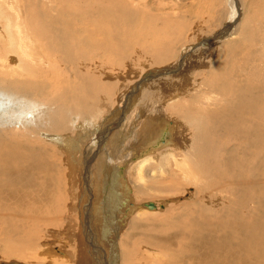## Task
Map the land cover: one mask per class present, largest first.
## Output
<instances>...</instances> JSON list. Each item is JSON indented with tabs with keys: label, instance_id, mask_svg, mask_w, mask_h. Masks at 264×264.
I'll list each match as a JSON object with an SVG mask.
<instances>
[{
	"label": "bare ground",
	"instance_id": "1",
	"mask_svg": "<svg viewBox=\"0 0 264 264\" xmlns=\"http://www.w3.org/2000/svg\"><path fill=\"white\" fill-rule=\"evenodd\" d=\"M33 1H35L34 4L32 1L27 3L24 1L25 8L23 9L29 13V16L23 19V14L21 15L19 11L15 12L17 9L12 0H0V14L3 17L0 20V264H24V261L31 260L29 255L31 253L36 254V256L40 255L43 264L46 262L49 264H93V258L90 256L92 253L89 255L90 251L88 252L89 249L84 242L85 234L88 232L89 236L90 232L88 228L85 229L86 222L84 226L82 225V234L72 235L70 230L72 228L69 223V219L72 217H69L70 214L63 213L61 208L65 207L66 204L69 206L70 201H72L71 194L73 191H77L70 182L74 178V174L79 176V173H74V167L76 166L79 171L83 167L79 166V161L73 163L72 157H76L77 152L82 154L84 150L82 145H86L84 139L90 135L91 121L97 122L99 118L98 103L111 102L110 99L123 89H119L121 85L124 84V88H126L131 83L127 80L131 76V72H134L136 77L138 76L136 72L138 69L136 71L130 69V63L125 74L111 71L110 58L117 54L121 56L117 58L127 60L138 57L143 60L142 62H147L144 72H148L147 79L148 81L152 80V85L155 88L153 91L147 92V100L150 98L152 106L155 107L152 108L150 115L142 123L139 131L140 139H142V143H145V148L140 147V152L136 155L129 154L133 158L137 157V159L132 160L130 166L121 165L120 168L113 169L114 172H105L106 175L103 177L102 169L106 165L103 160L108 155V151L105 152L106 155L102 156L101 154L95 158L93 155L97 152H94V149L92 152L90 146L89 157H93L94 160L98 159L96 175L102 179H98V190L92 195L93 197L95 195V202L93 198H89L91 205L89 210L91 214H94L95 207H97L95 217L102 223L101 225L98 222V225L101 227L103 237L107 238L112 232L114 252L118 255L117 259H122L119 264H146V260L144 263L141 262L144 251L143 254L142 251L139 252L141 248L138 249V245H132L133 247L128 248L129 243L126 238H121V232L129 228L128 219L130 217L139 220L138 217L140 216L142 219L147 216V213L156 212L159 207L164 208L173 199L171 196L164 200L161 205L160 202L154 201H152L153 205L149 202L140 204L139 201L135 202V200L133 203L134 197L130 195L132 183L135 187L140 188H145V185L149 183L146 182L145 168L156 161L155 153L159 150L155 151L161 146L160 140L154 142L151 140L153 132L157 130L155 129L156 124L160 123L158 121L170 117L178 119L175 122V129L178 130V134L173 136L174 139H177V143L178 138L181 137L179 136L180 130H186L189 127L197 131L195 136L193 135L195 138L198 134L199 137H202L203 133L204 135L207 134L208 129L212 128V124H219L222 121L223 128L231 130L232 127L236 133V138L233 137L235 139L230 136L231 139L229 138L222 144L224 149L227 145L237 146L235 148L240 145L241 149H244L242 139H247L250 146L257 143L254 146L257 147L259 153L256 152L255 157H261L260 151L264 145L260 146L258 143L264 142V91L255 89L259 86L264 88V85L254 81V78L259 77L258 73H260L259 68L254 64V60L258 54L264 55L263 23L258 26L259 32L257 33L259 34H256L251 27H247L249 30H246L247 25L244 23L242 24L244 26L241 27V19H243L241 1L227 0L221 14L222 20L219 21L220 24H223L221 27L219 26L217 31L209 26L208 30L204 29L205 32L195 37L197 38L196 42L189 41L190 35L185 42H182L180 38L184 33L185 24L182 20V26L178 30H173L172 37L166 39V43L162 44L163 40H161L162 43L157 42L159 45H155L157 40H155V44H152L151 41L154 38L151 39V35L149 36L143 30L153 22L148 24V20L147 23L145 20L147 25L144 27L140 24L142 21H136L135 18L137 17L133 15L138 14L140 10L133 8L134 6L131 8L126 0H89L86 2L80 0L82 3L78 7L70 4V7L67 5L63 8L68 16L53 13V10H56L57 0ZM40 1H42V6H39ZM41 7L49 10L43 13L42 11L39 12ZM10 10H13L15 14H11ZM118 13L129 16L131 22L122 24L120 18L116 16ZM142 15H148V13ZM152 15L155 16L153 13ZM158 20L159 24L161 21L165 25L161 24V27L169 28L172 26L171 21L173 19L170 20L159 15ZM107 21L109 25L106 24ZM63 23L66 24V29L63 28L65 29L64 33L70 39L67 41L64 40L63 35H58L57 32ZM119 24L122 25L120 28ZM150 29L153 28L147 30ZM172 29L174 28H170V32ZM166 30L168 31V29ZM61 33L63 32L61 31ZM235 35L241 38L250 35L245 42L246 49H248L245 61L236 65L237 58L233 57V54L237 55L238 50L235 51L233 45L230 44L229 51L225 53L227 61L218 63L217 58L222 57L221 48L227 47L228 41L233 40ZM160 38L163 39V37ZM160 38L156 39L159 40ZM116 47L117 52L115 51ZM143 52L151 55L153 59H149V62L148 57L146 58L142 54ZM218 53L220 55L217 57ZM144 72L139 75L142 76ZM228 72L233 73V75L229 77ZM248 75L253 78L254 82H250L252 85H242L244 77ZM242 76L244 77L242 78ZM228 80L230 83L227 82ZM126 81L128 83H125ZM202 86L205 88L202 89ZM191 91L203 93V98L202 96L199 97L202 99L197 102L193 101L195 103H186L189 101L187 98L188 94L191 95ZM92 100L97 101V103H93ZM185 105L186 107H184ZM158 111H161L162 114H159ZM216 127L218 125L215 126V129H217ZM211 133L215 134L213 130ZM196 139L198 140V138ZM193 140L194 138L186 139V143L181 146L182 148H176L174 145H170V147L168 145L167 148L162 146L164 149L160 152L161 157H166L167 163L173 159L174 165L173 162L172 165L175 173L183 174L186 180L188 177L191 181L193 179V183L197 187L196 193L189 195L187 203L193 202L191 203L194 204L193 207L197 205L200 208L204 215V220L201 222L204 224L215 223L217 228L212 229L210 227L205 230L204 227L199 229L196 226H191L190 222V225L184 226L182 223L184 227H180V229L177 227L176 229L177 223L181 226L178 219L177 223L175 221L173 224L174 227L168 226L171 227V230L172 228L176 229L170 231L174 236L167 235L169 237L166 236L165 241L160 243H157L158 238L149 243L143 241L146 251L158 245L166 251V254L158 255V259L147 252L149 258L146 259L152 260L151 264H177L176 261L180 260V256L185 260L182 262L184 264H193L195 260L196 262L201 260L202 264L203 258H207L210 264H264V212L260 214L261 208H264V190L259 192L260 190L252 189L254 179L249 177H253L255 173L248 174L246 171L247 173L243 174L245 171L242 162L236 158H230V153L225 155L222 160L217 161L218 154L217 148H213L214 143L208 142L209 147H207L208 149L205 148L206 151L215 153L214 157H205L204 148H200L201 145L198 146L197 141L193 142ZM162 143L167 145L168 141ZM246 150L248 149L246 148ZM241 151L243 153V150ZM179 153H182L183 156H180ZM90 158L87 159L91 161ZM233 160L236 161L233 162ZM256 161L254 159L253 162L256 163ZM262 161L264 164V158ZM159 167L158 165L156 171ZM245 167L248 165L246 164ZM108 169L110 170V168ZM133 169L137 173L135 176L131 175ZM169 169H167V174ZM127 171H129V175ZM89 172L86 170L85 174L88 175ZM208 175L222 178L223 182H220L218 186V183L212 180L213 183L210 184L208 180H211L209 179L211 176ZM168 176L170 177V175ZM233 176L236 180L231 179ZM246 176L249 177L245 178ZM174 177L176 178V176ZM134 178H136V182ZM232 181L235 182L234 186L229 184ZM83 183L79 185L82 187ZM188 186L190 188L191 184ZM82 188H79V193L82 192L81 200L75 192L78 212L79 209L82 212L87 206H84L82 202L88 201L87 197H92L86 192L87 190ZM158 188L160 190V187ZM213 190H217L219 195ZM222 193L225 194L222 195ZM164 195L168 196V194ZM257 198L260 199L259 202H257ZM180 199L178 197L173 200ZM240 202V207L243 205L241 209H247L246 212L236 207ZM208 203L209 206H207ZM80 212L79 214H81ZM120 213L123 217L121 219L118 217L120 225H116L114 220ZM173 220L175 219L173 218ZM186 221L188 223V220ZM227 225L234 233L236 232L237 237L234 234L223 236L221 233L222 236H219L220 228L222 227L223 232V228ZM55 227L58 230H53ZM61 235L67 238L65 242H62L64 239L62 240ZM138 237L135 236V238ZM71 244L73 248H71ZM199 249L202 251L199 252ZM140 253L142 254L141 258H139ZM5 258L8 259L5 260ZM117 259L111 261V264H118ZM52 261L53 263H51ZM96 261L98 262V260ZM107 261L109 264L110 261L108 259ZM97 262L94 264L102 263Z\"/></svg>",
	"mask_w": 264,
	"mask_h": 264
},
{
	"label": "rangeland",
	"instance_id": "2",
	"mask_svg": "<svg viewBox=\"0 0 264 264\" xmlns=\"http://www.w3.org/2000/svg\"><path fill=\"white\" fill-rule=\"evenodd\" d=\"M24 1H26V3L28 1H32L33 4L35 1L33 0H12V3L15 4L16 6V11H19L23 17V19H25L24 17H27L29 16L28 12L25 11V8L24 7ZM86 1H89V0H85ZM128 1V2H127ZM241 1V4L243 5V16L241 19V27L244 26L245 24L247 25L245 27L246 30H249V28L247 27H251V29L254 30V32L256 34H259L257 32H259V27L262 23V25L264 26V0H240ZM16 2V3H15ZM42 1H40L39 3V6H42ZM84 2V3H85ZM226 2L227 0H126V3L132 8H136V9H139L138 11V14H134L133 16L137 17L135 18L136 21H142L143 23H145V20H146V23H147V20H148V24L149 22H153V24L151 25H147L146 23L143 24L142 22H140V24H142L143 26L144 25H147L148 28H143V30L145 32H147L146 34H149L150 38L153 39V41H151L152 44H155V45H159L158 43L161 42V40H163V43H166V39H169L170 37H172L173 35V30H178L182 24L185 22L184 24V33L182 34L180 40L182 42H185L187 39H188V36L190 35V39L189 41H194L196 42L197 41V38L195 37H198V35L202 32H205V30H208L209 26L214 29L215 31H217V29H219L223 23L220 24V20H222L221 18V14L223 13L224 11V7L226 6ZM20 3V4H19ZM80 3V4H79ZM81 1L80 0H57L56 1V5H55V9L56 10H53V13L58 15V14H64L66 16L67 13L65 10H63V8L65 6H69L70 7V4H73L74 7H78L81 5ZM18 4V5H17ZM163 4V5H162ZM189 4V5H188ZM222 4V5H221ZM105 5V4H104ZM221 7H220V6ZM19 6V7H18ZM139 7V8H138ZM223 8V9H222ZM33 10V9H31ZM49 9L48 8H39V12L42 11L43 12H46L48 11ZM219 10V11H218ZM221 10V12H220ZM11 14H15L13 10H10ZM26 12V14H25ZM168 12V13H167ZM172 12V13H171ZM219 12V13H218ZM148 15H142V14H147ZM152 13L155 15L153 16ZM175 13V14H174ZM198 13V14H197ZM183 14V15H182ZM115 15V14H114ZM138 15V16H137ZM159 15H162L168 19H173L171 22H172V26L174 25V27H169V28H164V24L160 21V24L158 20V16ZM178 15V16H177ZM182 15V16H181ZM117 17L120 18V21L122 22V24H127V22H131L130 21V18L129 16H127L126 14H116ZM147 16V17H146ZM185 16V17H184ZM220 16V17H219ZM252 16V17H251ZM113 17V16H112ZM146 17V19H145ZM151 19H150V18ZM155 20H154V18ZM208 17V18H207ZM217 17V18H216ZM122 18V19H121ZM199 18V20L197 21V19ZM3 19L2 15L0 14V20ZM124 19V20H123ZM129 19V20H128ZM140 19V20H139ZM144 19V21H143ZM150 19V20H149ZM188 19V20H187ZM209 19V20H208ZM212 19V20H211ZM236 19V18H235ZM128 20V21H127ZM183 20V21H182ZM29 21V20H28ZM27 21V22H28ZM175 21V24H173ZM183 23H182V22ZM157 25H156V23ZM181 22V23H180ZM202 22V23H201ZM237 22V21H236ZM139 23V22H138ZM196 23V24H195ZM216 23V24H215ZM244 23V25H242ZM107 25L108 24V21L106 22ZM161 24H163L164 26L161 27ZM178 24V25H177ZM202 24V25H200ZM240 24V23H239ZM133 25V23H132ZM205 25V26H204ZM250 25V26H249ZM61 28L60 30H58L57 33L58 35H63L64 36V40H70L68 36H66V34L64 33L65 29H66V24H61L60 25ZM122 25L119 24V28L121 27ZM160 26V27H158ZM178 26V27H176ZM220 26V27H219ZM1 27V25H0ZM110 27V26H109ZM129 27V26H127ZM156 27H157V30H156ZM176 27V28H175ZM198 27V28H197ZM217 27V28H216ZM65 28V29H63ZM149 28H153V29H150L149 31L147 29ZM161 30H159V29ZM164 28V29H163ZM170 28H174L172 29L170 32ZM255 28V29H254ZM63 29V30H62ZM166 29H168V32ZM191 29V31H190ZM205 29V30H204ZM147 30V31H146ZM61 31L63 33H61ZM158 31H161V32H158ZM199 33H197V32ZM149 32V33H148ZM156 32V33H155ZM167 32V33H166ZM155 33V34H153ZM159 33V34H158ZM161 33V34H160ZM196 33V34H195ZM153 34V35H152ZM164 34V35H162ZM169 34V35H168ZM168 36V37H167ZM250 36V35H249ZM249 36H245V37H237V35H235L233 37V40H230L228 41V46H223V48H221V51H220V54L222 55V57H218L220 54L218 53L217 54V61L218 63H221V62H225L227 61V58L225 57V53L229 51L230 49V44L233 45V48L235 51L238 50V54L237 55H234L233 54V57H236L237 60H236V65L238 64H241L243 61H245L246 59V54H247V51L248 49H246V39L249 38ZM160 38V37H163L160 38L159 40L156 39V38ZM166 37V38H165ZM245 38V39H244ZM242 39V40H241ZM155 40H157L155 42ZM244 40V41H243ZM239 41V43H238ZM155 42V43H154ZM158 42V43H157ZM237 42V43H236ZM243 42V43H242ZM236 43V45H235ZM242 43V44H241ZM242 45V47H241ZM235 46V47H234ZM239 47V48H238ZM228 48V49H227ZM236 48V49H235ZM115 51L117 52V47L115 48ZM130 52V51H129ZM236 53V52H235ZM144 56H146L147 60L150 62V60L153 59V57H151V55L149 56V54H144V52L142 53ZM118 55V56H117ZM115 56H113L112 58H110L111 60V65L110 66V69L111 71L113 72H117L119 74H125L126 71L128 70V64L130 63L131 66L129 67L130 69H132L133 71H136L138 69L137 72V77L135 75L134 72H131V76H129V78H127L128 82L130 83L126 88L125 85H121L119 87V89H122L119 93H117V95H115L113 98H111V102H108V103H98V109L100 110L99 111V118L97 120V122H92L91 121V125H90V128H89V137L87 136L86 138L87 139H84V143H86V145H82L83 146V152L82 154L77 152L76 153V157H72V162H78L79 161V166L80 167H83L82 170L79 171V169H77V167L75 166L74 167V173H79V176L78 174L75 175L74 174V178L71 179V185H73V188L74 189H77L76 194L77 196L79 195V199L81 200L82 199V196H81V193H79V188H82L83 190H87L86 192H88L89 195H93L95 194V192L98 190V187H99V184H97V181L98 179H102V178H98V176L96 175V169H98V159H93V157L97 158L99 156H102L105 154L106 151H108V155H106L105 159L103 160V162L107 165H104L105 168L102 169V176L104 177L106 173H108V171H113V169H116V168H120L121 165H127L130 166L131 162L133 159H137V157H132V156H129V154L131 155H136L138 152H140V147L142 148V146L144 147V144L145 143H142V139H140V136H139V131L141 129V125L142 123L145 121V119L150 115L151 111H152V108L155 107L154 105L152 106V101L151 99L149 98V102L147 103V97H148V93L150 91H153L155 88L153 87L152 85V80L150 79L148 81V72H144V69L146 68V61L145 62H142L143 60L141 58H134V59H124V58H117V57H121L119 54H117ZM115 58V59H114ZM258 58V59H257ZM150 59V60H149ZM260 59V60H259ZM118 60V61H117ZM121 60V61H120ZM258 60V61H257ZM120 61V62H119ZM115 62V63H114ZM119 62V64H118ZM148 62V63H149ZM254 64L256 67L259 68V72L258 73V76L259 77H256L254 78L255 80V83L259 84V83H262L264 85V77H263V73H264V55L262 54H258L256 56V60H254ZM260 62V63H259ZM106 63V62H105ZM133 64V65H132ZM252 63V65H254ZM151 65V64H149ZM258 65V66H257ZM113 66V67H112ZM115 66V67H114ZM121 66V67H120ZM126 66V67H124ZM113 68V69H112ZM136 68V69H134ZM261 68H262V73H261ZM124 70V71H123ZM139 72V73H138ZM142 72H144V74L142 76H140L139 74H141ZM227 72V70H226ZM231 72H228V76L231 77L233 75L230 74ZM223 75V74H222ZM250 75L244 77L242 76V78L244 77V80H243V83L242 85H252L250 82H254L253 81V78L251 79L249 77ZM249 77V78H247ZM140 78V79H139ZM249 79V80H248ZM246 80V81H245ZM135 81V82H134ZM127 81L125 83H128ZM155 82V81H154ZM153 82V84H154ZM228 83H230V80L227 81ZM247 82V83H246ZM152 85V86H151ZM202 89H204L205 87L202 86L201 87ZM259 89V90H258ZM264 91V88L260 87L255 89V90H258V91ZM142 90V91H141ZM207 91V89H206ZM148 92V93H147ZM255 92V91H254ZM122 94V95H121ZM147 94V96H146ZM119 95V96H118ZM123 98H122V97ZM146 96V97H145ZM203 98V93L200 94V93H195V91H191V95L188 94V100L189 101H183V102H186V103H195L197 102L199 99L201 100L202 98H199L201 97ZM196 98V100H195ZM126 99V100H125ZM199 100V101H200ZM93 103H97L94 102L95 100H92ZM114 101V102H112ZM195 101V102H193ZM132 102V103H131ZM148 105H147V104ZM100 105V106H99ZM147 105V106H146ZM17 108H20L19 106H16ZM186 107V105L184 106ZM151 108V109H150ZM15 109V108H14ZM16 110V109H15ZM159 114H162L161 111H158ZM217 118V117H216ZM168 119L172 120V121H167ZM163 120V121H162ZM219 120V119H218ZM217 120V121H218ZM162 121V122H161ZM167 123H165V122ZM178 119H175V118H165V119H161L160 123H157L156 124V127L154 132H153V138L151 140H153V142L156 140H160V144L161 146H159L158 148H156L157 150L155 152H158L155 153V159L156 161L150 163L149 165H147V167L145 168V178L147 179L146 182H149L145 185V188L148 187L147 189L143 188V187H135L134 186V183H132V190H131V193L130 195H133L132 197H134L133 199V203H134V200L135 202L136 201H139L140 204L141 203H146V202H160V205L163 204V201L166 200V199H169L171 196V199L173 198H178L180 197L181 199L180 200H171L169 203L166 204V206L164 208H161L159 207L158 211L156 212H151V213H147V216H144V218H140V216L138 217L140 222H138L139 220L135 219V218H129L128 219V223L130 222V225H129V228L125 229L126 231L124 232H121V238H126V241H128L129 245H128V248L130 247H133L134 245H138V249L141 248V250L139 249V252L142 251L141 253L143 254V251H144V254H143V258L141 259V262L144 263L145 260L147 261L146 264H151L150 260H147L149 258V255L151 256H154L156 259L158 255H163V254H166V251L163 247H161L160 245L158 246H154V247H151V248L146 251L145 249V244L143 241H145L146 243H149L151 240L155 241L156 238H158V242L157 243H160V242H163L165 241V239L167 237H172L174 236V234H172V232L170 231H175L178 227V229H180V227H184L185 225L188 226L190 225L189 223L191 222V226H196L197 228L199 229H202L205 227V230L207 228H217L216 224L215 223H208V224H204L203 222H201V220H204L203 218V214L202 212L200 211V208L195 205L193 207L194 204H191L193 202H190V203H187L188 201V197L189 195L192 193H196V186L195 184L193 183V179L192 181L189 180V177L186 178L183 176V174L181 173H175L173 171V165H174V162L172 161L173 159H170V163H167L166 162V157H161V153L163 151L164 148H167L168 145L170 147L174 145V147L176 148H182L181 146L184 145V143H186V139H193V142H196L197 141V144H199L198 146H200V148H204L205 150V157H214L213 155H215V153H210L208 150L206 151V149H208L207 147H209V143L213 144L214 143V149H216V152L218 154V158H217V161L219 160H222L223 157H225V155L229 154L230 153V158H236V160H240L242 162V165H243V169H244V173L243 174H246L248 172V174H254L253 177H249V176H246L245 178H253L254 179V182H253V188L252 189H256V190H260L259 192L263 191L264 188H263V185H264V164L262 159L264 158V142H260L258 143L260 146H263L260 153L261 154V157H255L257 154L256 152L259 153L258 149L256 146H254V144H257V143H254L253 145H249L247 139H242L244 141V149H241L240 145L238 148H235L237 146L235 145H232V146H229L227 145L226 148L224 149L222 144L225 143V141L229 140V138L231 139H235L236 138V133L234 132V129L231 127V130H229L228 128H223L222 126V121L218 123H215V124H212V128H209L207 131V134L202 135V137H199V134L196 138H198V140L194 137L195 136V133H197V131H195L194 129L192 128H189L187 127V129H183V130H180L179 131V137L178 139V143H177V139H174L173 136H177L176 134H178V130L175 129V122H177ZM216 121V122H217ZM257 121V120H256ZM169 124V125H168ZM174 124V125H173ZM217 129H215V126ZM232 125V124H231ZM174 126V127H173ZM182 126L183 123H182ZM181 126V127H182ZM220 126V127H219ZM175 130H174V129ZM178 128V127H177ZM227 131H226V130ZM161 132H160V131ZM185 130V131H184ZM213 130V132L215 134H212L211 131ZM224 133H222L223 131ZM104 131V132H103ZM182 131V132H181ZM218 131V132H217ZM74 132V131H73ZM95 132V133H94ZM199 132V131H198ZM105 133V134H104ZM170 133V134H169ZM186 133V134H185ZM194 133V134H193ZM211 135L209 136L208 135ZM219 133V134H218ZM235 133V134H234ZM172 134V135H171ZM184 134V135H183ZM230 134V135H229ZM194 135V136H193ZM222 135V137H220ZM229 135V136H228ZM133 136V137H132ZM193 138H192V137ZM217 136V137H216ZM231 136V137H230ZM165 137V138H164ZM189 137V138H188ZM212 137V138H211ZM214 137V138H213ZM235 137V138H233ZM183 138V139H182ZM186 138V139H185ZM210 138V139H209ZM220 138V139H219ZM225 138V140H224ZM238 138V136H237ZM103 139H105L104 141H102ZM133 139V140H131ZM140 139V140H139ZM196 139V141H195ZM239 139V138H238ZM101 140V141H100ZM150 140V141H151ZM168 141L167 145H165L164 141ZM203 140V141H202ZM207 140V141H206ZM210 140V141H209ZM215 140V141H214ZM222 140V141H221ZM224 140V141H223ZM180 141V142H179ZM200 141V142H199ZM214 141V142H213ZM217 141V142H216ZM219 141V142H218ZM103 142V143H102ZM174 142H176V144H173ZM191 142V141H190ZM209 142V143H208ZM216 142V143H215ZM246 142V143H245ZM140 143V145H139ZM147 143V142H146ZM116 144V145H115ZM142 144V145H141ZM163 144V145H162ZM188 144V143H187ZM210 144V145H211ZM263 144V145H262ZM204 145V146H203ZM206 145V146H205ZM90 146L92 148V152H93V149H94V152H97V153H93V157L90 158L89 157V149H90ZM131 150H130V147ZM164 148H163V147ZM177 146H180V147H177ZM85 147V148H84ZM135 147V148H134ZM228 147V148H227ZM145 148V147H144ZM206 148V149H205ZM220 148V149H219ZM223 148V149H222ZM235 148V149H234ZM246 148L248 150H246ZM238 149V150H237ZM243 150V153H241ZM257 149V150H256ZM224 150V151H223ZM88 151V152H87ZM131 152V153H130ZM207 152V153H206ZM226 152V153H225ZM232 152V153H231ZM246 152V153H245ZM85 153V154H84ZM87 153H88V156H87ZM242 155H241V154ZM208 154V155H207ZM233 154H234V157H233ZM252 154V155H251ZM125 155H128L125 157ZM180 156H183V154L179 153ZM251 155V157H250ZM108 156V157H107ZM124 156V157H123ZM90 158L91 161L87 158ZM65 158V157H63ZM103 158V157H101ZM164 158H165V161H164ZM179 158H182V157H179ZM184 158V157H183ZM186 158V157H185ZM262 158V159H261ZM67 159V157H66ZM159 159V160H158ZM209 159V158H208ZM245 159V160H244ZM249 159V160H248ZM255 160V162H253ZM106 160V161H105ZM236 160H233V162H235ZM68 161V159H67ZM109 161V162H108ZM164 161V162H162ZM211 161V160H210ZM213 161V160H212ZM86 162V163H85ZM95 162V164H94ZM159 162V164H158ZM172 162H173V165H172ZM246 162V163H245ZM253 162V163H252ZM260 162V163H259ZM90 163V164H88ZM109 163V164H108ZM157 163V164H156ZM166 163V165H165ZM156 164V166H155ZM163 164V165H162ZM168 164V165H167ZM238 164V162H237ZM246 164L248 165V167H245ZM88 165V166H87ZM113 165V168H111ZM158 165L160 166L159 169H157L156 171V168H158ZM165 165V166H164ZM95 166V167H94ZM167 166V167H166ZM170 169H169V168ZM110 168V170L108 169ZM129 168V167H128ZM154 170H153V169ZM161 168V169H160ZM248 170H246V169ZM250 168V169H249ZM106 169V170H105ZM153 171H152V170ZM167 169H169V173L167 174ZM86 170H89V174L86 175L85 174V171ZM159 170H161L159 172ZM172 170V171H171ZM92 171V172H91ZM130 171V169H129ZM129 171H127V174L129 175ZM247 171V172H246ZM81 172V174H80ZM93 172L95 173V175L93 176ZM114 172V171H113ZM158 172V174H157ZM173 172V173H172ZM91 173V174H90ZM156 173V174H155ZM162 173V175H161ZM261 173V174H260ZM126 174V172H125ZM147 174V175H146ZM153 174V175H152ZM81 175V176H80ZM92 175V176H91ZM131 175H137L136 173V170H132V174ZM170 175V177L168 176ZM176 176V178L174 176ZM263 175V177H262ZM77 176V177H76ZM208 176H211L209 177V179L211 180H208V182L211 184L213 183V181H215L216 183H218L217 185L219 186L220 182H223L222 178H216V176L214 175H208ZM81 177V178H80ZM131 178V176H129ZM152 177V178H151ZM154 177V178H153ZM169 177V178H168ZM173 177V178H172ZM178 177V178H177ZM214 177V178H213ZM91 178V180H90ZM128 178V177H127ZM217 180H216V179ZM238 178V176H237ZM261 178V179H260ZM83 179H84V183H83ZM154 179V180H153ZM231 179H234L236 180V178L233 176L231 177ZM82 180V181H81ZM169 180V181H168ZM213 180V181H212ZM222 180V181H221ZM134 181L136 182V178H134ZM191 181V183H190ZM174 182V184H173ZM233 182V183H232ZM232 182H229V184L233 185L235 182L232 181ZM83 183V186L81 187L79 184ZM169 186H168V184ZM257 183V184H256ZM189 184H191L190 188H189ZM194 184V185H192ZM263 184V185H262ZM76 185V186H75ZM164 185V186H162ZM80 186V187H79ZM86 186V187H85ZM108 186V185H107ZM234 186V185H233ZM259 186V187H258ZM76 187V188H75ZM85 187V188H84ZM160 187V190L159 188ZM163 187V188H162ZM166 187V188H165ZM183 187V188H182ZM258 188V189H257ZM95 189V190H94ZM194 189H195V192H194ZM91 190V191H90ZM135 190V192H134ZM146 190V191H145ZM81 191V189H80ZM174 191V193H173ZM178 191V192H176ZM215 192H217V190H213ZM75 192L73 191V193L71 194V197H72V201H73V198H74V201H70L71 203L69 204V206L66 204L65 207H62L61 210L63 211V213L65 212V214H70L69 217H72L69 219V223L71 225V234L72 235H76V234H82V229H83V226H84V223L86 222V227L85 229L88 228V230L90 232H92L90 234L89 232V236H88V232L85 234V238H84V242L86 243V246L87 248L89 249L88 252L90 251L89 255L91 256L92 259V263L94 264L95 262H97L96 260H98V262H102L100 264H108V261L107 259L110 261L109 264H111L115 259L118 258V255L116 254V252H114L115 248L113 247L112 245V232H110L109 236L107 238L103 237L102 236V233H101V227L100 225H98V222L100 223L101 221L97 220L95 217L97 214H96V209L97 207H95V210H94V214H91L90 213V199L93 198L94 202H95V195L94 197H87V200L88 201H84L82 202L84 206H86L82 212H80V209H79V212L81 214H79L78 212V208H77V198H76V194ZM172 193V195H171ZM162 194V195H161ZM164 194H168L167 195H164ZM217 195L218 192L216 193ZM225 194V193H222V195ZM177 195V196H176ZM161 196V197H160ZM165 196V197H164ZM176 196V197H175ZM168 197V198H167ZM234 197V196H232ZM259 197H261L259 195ZM158 198V199H157ZM78 199V201H79ZM157 200V201H156ZM257 202L260 201L259 198L256 199ZM77 202V203H76ZM80 202V201H79ZM87 202V203H86ZM186 202V203H185ZM256 202V203H257ZM86 203V204H85ZM73 204V205H72ZM170 204V205H168ZM97 206V204H95ZM103 205V204H101ZM241 205V202L240 204H237L236 207H239L241 211H244L246 212L247 209H241L242 206L240 207ZM76 206V207H74ZM89 206V207H88ZM207 206H209V203L207 204ZM64 208V209H63ZM195 208V209H194ZM194 209V210H193ZM262 210L264 208H261ZM260 210V214H262V211ZM67 211V212H66ZM72 212V213H71ZM88 212V213H87ZM128 212H130L128 210ZM87 213V214H86ZM150 214V215H149ZM258 215V214H257ZM93 216V217H92ZM132 216V215H131ZM180 216V217H179ZM196 216V217H195ZM259 216V215H258ZM68 217V216H67ZM88 217V218H87ZM122 218L123 216L120 214L117 215L116 218ZM149 217V218H148ZM175 220H173V218ZM85 218V219H84ZM92 218V219H91ZM115 218V220H116ZM117 219L116 221L114 220V222H116V225H120V222L118 220L120 219ZM185 218V219H184ZM76 219V220H74ZM81 219V220H80ZM85 221H84V220ZM94 219V220H93ZM179 219V221H178ZM145 220V221H144ZM188 220V223L187 221ZM191 220V221H190ZM209 221V219H207ZM72 221V222H71ZM84 221V222H83ZM132 221V223H131ZM150 221V222H149ZM173 221V222H172ZM177 223L180 222L181 223V226H179V223L178 226L176 224L173 225L174 223ZM74 222V224H72ZM134 222H137L134 224ZM194 222V223H192ZM200 222V223H199ZM92 223H94L92 225ZM155 223H158V224H155ZM164 223V224H163ZM171 223V224H169ZM182 223L184 224V226L182 225ZM199 223V224H197ZM218 223V222H217ZM102 225V223H100ZM144 224V225H143ZM188 224V225H187ZM195 224V225H194ZM219 224V223H218ZM83 225V226H82ZM90 225V226H88ZM132 225V226H131ZM136 225H138V227H136ZM158 225V226H157ZM161 225V226H160ZM220 225V224H219ZM76 226V227H75ZM99 226V227H98ZM149 226V227H148ZM168 226H171V227H176V229L172 228L171 230V227L169 228ZM131 227V228H130ZM147 227V228H146ZM161 227V228H160ZM134 228V229H133ZM160 228V229H159ZM226 228V230H225ZM223 228V232H222V227L220 228V231H219V236H224L226 234H229V235H232L234 234L235 237H237V234L236 232L234 233L233 230H231V228H229V226L227 225V227ZM99 229V230H98ZM132 229V230H131ZM139 229V230H138ZM163 229V230H162ZM170 229V230H168ZM53 230H58L57 227L53 228ZM76 230V231H75ZM95 230V231H94ZM143 230V231H142ZM78 231V232H77ZM137 231V232H136ZM159 231V232H158ZM161 231V232H160ZM226 231V232H225ZM233 231V232H231ZM242 231H244V229H242ZM127 232V234H125ZM132 232V233H131ZM154 232V233H153ZM136 233V234H135ZM222 235H221V234ZM146 234V235H145ZM70 235V234H69ZM137 235H139L140 237H138ZM169 235V236H167ZM71 236V235H70ZM126 236V237H125ZM132 236L133 239H132ZM138 237V238H135ZM167 236V237H166ZM142 237V238H141ZM146 237V238H145ZM150 237V238H149ZM161 237H164V238H161ZM61 238H62V242H65V239L67 240L66 237H64V235H61ZM135 238V240H134ZM152 238V239H151ZM175 238V237H174ZM132 239V240H131ZM141 239V240H140ZM134 240V241H133ZM149 240V241H148ZM237 240V239H236ZM90 241V243H89ZM100 241V242H99ZM132 241H133V244H132ZM138 241H140L138 243ZM142 241V242H141ZM151 241V242H152ZM110 242V243H108ZM90 245H89V244ZM93 245H92V244ZM137 243V244H135ZM56 244H59V242H56ZM106 245V246H105ZM131 245V246H130ZM133 245V246H132ZM89 246V247H88ZM92 246H94L92 248ZM135 246V247H136ZM134 247V248H135ZM143 247V249H142ZM156 247V248H155ZM71 248H73V245L71 244ZM96 248V249H94ZM154 248L156 249L154 251ZM201 248V247H200ZM110 249V250H109ZM202 249V248H201ZM113 250V251H112ZM161 252H160V251ZM154 251V252H153ZM158 251V252H156ZM164 251V252H163ZM202 250L199 249V252H201ZM114 254H113V253ZM149 255H147L148 253ZM110 255H109V254ZM139 254V258L142 257V254ZM147 253V254H146ZM102 254V255H101ZM157 254V255H156ZM31 256V260L29 261H24V264H43L42 263V260H40L41 256L40 255H37L34 254V253H31L29 254ZM108 255V256H107ZM112 255V256H111ZM113 255L117 256L115 258V256L113 257ZM120 255V254H119ZM147 255V257H146ZM156 255V256H155ZM0 257H1V249H0ZM36 257V258H35ZM99 257V258H98ZM110 259H109V258ZM96 258V259H95ZM113 258V260H112ZM147 258V259H146ZM180 260L176 261L177 264H184L182 262H185V260H183V258L180 256L179 257ZM203 258V257H202ZM8 258H5V260H7ZM104 259V260H103ZM138 259V257H137ZM151 259V258H150ZM40 260V261H39ZM118 260V264L120 263V261L122 259H117ZM183 260V261H182ZM203 260V263L204 264H210L209 260L206 258V259H202ZM73 261V260H71ZM112 261V262H111ZM192 261V260H191ZM207 261V262H206ZM4 262V261H3ZM21 262V261H20ZM97 262V263H98ZM122 262V261H121ZM180 262V263H179ZM206 262V263H205ZM45 263V262H44ZM53 263V261L51 262ZM195 264H201V260L196 262H194ZM193 263V264H194ZM202 263V264H203ZM45 264H49V262H46Z\"/></svg>",
	"mask_w": 264,
	"mask_h": 264
},
{
	"label": "water",
	"instance_id": "3",
	"mask_svg": "<svg viewBox=\"0 0 264 264\" xmlns=\"http://www.w3.org/2000/svg\"><path fill=\"white\" fill-rule=\"evenodd\" d=\"M149 204L153 205V202H149Z\"/></svg>",
	"mask_w": 264,
	"mask_h": 264
}]
</instances>
